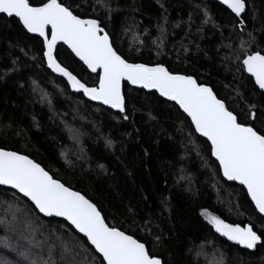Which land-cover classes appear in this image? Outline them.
Masks as SVG:
<instances>
[{
	"label": "trees",
	"instance_id": "16d2710c",
	"mask_svg": "<svg viewBox=\"0 0 264 264\" xmlns=\"http://www.w3.org/2000/svg\"><path fill=\"white\" fill-rule=\"evenodd\" d=\"M64 2L82 17L99 19L129 60L163 62L171 71L212 87L236 113L254 105L256 119L247 122L259 127L264 120V94L245 72L236 71L234 59L240 39L247 40L249 32L254 37L249 49L264 53V0H247L243 32L234 26L237 18L211 0H106L111 11L97 5L95 13V0ZM205 12L212 22L203 23ZM56 54L78 78L92 83L95 74L68 48L59 45ZM123 91L128 120L72 92L47 68L40 38L27 33L16 18L0 15V147L41 162L95 202L109 224L145 242L163 264H218L219 253L223 264H264V246H238L215 233L201 215L207 209L228 223L253 224L258 234L264 232V218L242 186L223 179L206 140L189 136L190 121L172 102L126 83ZM70 129L80 134L78 146L71 141ZM61 152L74 166L65 163ZM14 192L0 187V218L10 203L20 207L18 216L33 207L23 197L17 202L20 195ZM31 218L46 235L66 237L70 228L38 213ZM5 238L13 247H4ZM16 245V235L0 225V258L30 264L13 250Z\"/></svg>",
	"mask_w": 264,
	"mask_h": 264
},
{
	"label": "snow or ice",
	"instance_id": "6c2138e0",
	"mask_svg": "<svg viewBox=\"0 0 264 264\" xmlns=\"http://www.w3.org/2000/svg\"><path fill=\"white\" fill-rule=\"evenodd\" d=\"M220 4L237 18L234 26L243 32L245 20L242 14L246 11L247 0H220ZM97 5L111 11L106 0H95L91 5L94 13ZM79 7L77 4L76 8ZM0 14L17 18L27 33L40 38L47 68L64 78L72 91L115 110L124 120L129 118L123 91L125 83L158 93L159 97L178 106L185 119L190 121L189 136L198 134L206 139L220 173L227 181H235L246 189L255 210L264 218V120L259 122V127L247 122L249 118L256 119L252 111L254 105L247 112L236 113L224 99L218 98L212 87L200 83L192 75L173 72L163 62L129 60L118 50L99 19L82 17L64 0H39L36 4L32 0H0ZM162 19L167 22L166 17ZM209 22H212L211 17L205 12L203 23ZM158 27L163 35V24ZM247 36V40L240 39L239 50H235L236 71L248 73L255 87L264 94V53L250 50L248 46L254 37L251 32ZM58 45H66L95 74L92 83L78 78L62 65L56 54ZM161 46L162 43L156 44L157 49ZM227 47L231 49L232 45ZM139 50L136 49L137 52ZM237 95L243 99L239 92ZM70 132L72 140L79 145L80 134L74 129ZM106 143L111 145L112 141L107 140ZM60 155L66 164L74 166L66 152ZM76 158L83 159V155ZM99 167L104 169L103 164ZM0 186L15 190L14 195L19 193L17 202L23 197L33 206L18 216L20 207L10 203L3 208V217L0 218L5 231L17 237L13 250L30 264H163L162 258L150 251L145 242L109 224L95 202L56 178L41 162L26 154L0 147ZM37 213L66 221L70 226L67 236L46 235L40 231L31 218ZM201 215L215 233L228 241L249 250L257 245L264 246V232L258 234L253 224L228 223L207 209H202ZM36 219H39L38 215ZM20 240L25 244H19ZM3 245L5 248L13 247L7 238ZM200 254L198 251L197 255ZM0 264L11 262L0 258ZM218 264H223L222 253H219Z\"/></svg>",
	"mask_w": 264,
	"mask_h": 264
},
{
	"label": "water",
	"instance_id": "95a60500",
	"mask_svg": "<svg viewBox=\"0 0 264 264\" xmlns=\"http://www.w3.org/2000/svg\"><path fill=\"white\" fill-rule=\"evenodd\" d=\"M211 1H213V2H216V3H218L219 5H221L222 7H224L225 9H226V7L224 6V5H222V4H220V0H211ZM227 10V9H226ZM246 10H247V8H246ZM227 11H229V10H227ZM230 12V11H229ZM0 15H5V16H7L6 14H0ZM233 15V14H232ZM244 14H242V16H243ZM234 16V15H233ZM17 19V18H16ZM30 34V33H29ZM32 35H34V34H32ZM59 46V45H58ZM66 48H67V46L66 45H64ZM70 52H71V50L70 49H68ZM73 56H74V54H72ZM75 57V56H74ZM78 61H79V59L77 58V57H75ZM82 65H83V63L81 62V61H79ZM85 68H86V70H88L87 69V67L85 66V65H83ZM89 71V70H88ZM90 72V71H89ZM91 73V72H90ZM55 75H57V76H59L58 74H56V73H54ZM93 74V73H92ZM248 77H249V74L248 73H245ZM60 77V76H59ZM62 78V77H61ZM64 79V78H63ZM65 80V79H64ZM66 81V80H65ZM253 81V80H252ZM67 83V82H66ZM253 83H254V81H253ZM130 87H133V88H136V89H140V88H137V87H134V86H131V85H129ZM258 89V88H257ZM71 90V89H70ZM141 90H144V91H147V92H150L149 90H146V89H141ZM259 90V89H258ZM72 91V90H71ZM260 91V90H259ZM72 92H74V91H72ZM74 93H77V92H74ZM82 94V93H81ZM157 95H158V93H156ZM83 95V94H82ZM159 96V95H158ZM87 101H89V102H92V103H96V104H99L98 102H94V101H90V100H88V98H86V97H84ZM161 99H163V100H165L164 98H162V97H160ZM166 101V100H165ZM168 102H170V101H168ZM100 105H102V104H100ZM102 106H104L105 108H108L107 106H105V105H102ZM178 107V106H177ZM108 109H110V108H108ZM110 110H112V109H110ZM113 111H115V110H113ZM198 135V134H197ZM199 136V135H198ZM201 138H203V137H201ZM203 139H205V138H203ZM206 140V139H205ZM214 160H215V158L214 157H212ZM217 162V161H216ZM218 163V162H217ZM221 175H222V173H221ZM222 177H223V175H222ZM223 179L225 180V181H227L224 177H223ZM227 182H230V183H235V184H237V185H239L237 182H235V181H227ZM240 186H242V185H240ZM0 187H3V188H7V189H10V188H8L7 186H0ZM243 187V186H242ZM11 190H13V189H11ZM13 191H15V190H13ZM245 191H246V189H245ZM247 193V192H246ZM18 195H20L19 193H17ZM26 199V198H25ZM250 199V198H249ZM251 201V200H250ZM253 204V203H252ZM253 206H254V204H253ZM254 208H255V206H254ZM41 216H43L42 214H40ZM43 217H45V216H43ZM45 218H54V219H59V220H62L63 221V219L62 218H57V217H45ZM64 222H66V221H64ZM67 223V222H66ZM78 234V233H77ZM78 235H80V234H78ZM231 242V241H230ZM232 243H234V242H232ZM237 245V244H236ZM238 246H240V245H238Z\"/></svg>",
	"mask_w": 264,
	"mask_h": 264
},
{
	"label": "rangeland",
	"instance_id": "374dc122",
	"mask_svg": "<svg viewBox=\"0 0 264 264\" xmlns=\"http://www.w3.org/2000/svg\"><path fill=\"white\" fill-rule=\"evenodd\" d=\"M71 141L74 142L73 140H71ZM76 145H77V144H76ZM77 146H78V145H77ZM76 150H78V149H77L76 146H75V148H74V152H75ZM69 151H70V149L66 150L67 153H69Z\"/></svg>",
	"mask_w": 264,
	"mask_h": 264
}]
</instances>
